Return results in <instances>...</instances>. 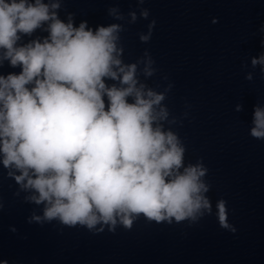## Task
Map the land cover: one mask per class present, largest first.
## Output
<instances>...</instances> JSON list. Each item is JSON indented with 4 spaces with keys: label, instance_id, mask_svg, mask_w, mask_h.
I'll use <instances>...</instances> for the list:
<instances>
[{
    "label": "clouds",
    "instance_id": "1",
    "mask_svg": "<svg viewBox=\"0 0 264 264\" xmlns=\"http://www.w3.org/2000/svg\"><path fill=\"white\" fill-rule=\"evenodd\" d=\"M60 7L59 0H0V66L20 68L0 74V163L30 193L25 201L43 206L27 222L115 232L140 217L197 221L211 211L208 169L202 161L185 163L184 144L162 123L169 115L165 94L139 81L137 63L122 61L121 25L77 27L73 14L59 18ZM37 29L47 37L18 44ZM152 63L146 61L145 76L154 74ZM257 64L264 56L252 60ZM253 125L250 135L264 140V108L255 107ZM217 208L228 228L225 201Z\"/></svg>",
    "mask_w": 264,
    "mask_h": 264
}]
</instances>
